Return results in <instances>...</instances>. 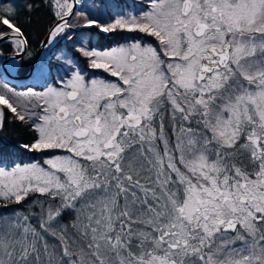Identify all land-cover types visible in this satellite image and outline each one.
<instances>
[{"label": "snow or ice", "instance_id": "snow-or-ice-1", "mask_svg": "<svg viewBox=\"0 0 264 264\" xmlns=\"http://www.w3.org/2000/svg\"><path fill=\"white\" fill-rule=\"evenodd\" d=\"M97 6L0 0L14 65L42 8L43 48L74 43L42 88L0 76V264H264V0Z\"/></svg>", "mask_w": 264, "mask_h": 264}, {"label": "trees", "instance_id": "trees-1", "mask_svg": "<svg viewBox=\"0 0 264 264\" xmlns=\"http://www.w3.org/2000/svg\"><path fill=\"white\" fill-rule=\"evenodd\" d=\"M96 3L99 5L101 0H82L83 7L80 10H83L86 13H91L93 16L99 19L107 20V15H101V9L99 6L93 7V3ZM103 3L107 4L108 7L105 9V12H114L116 10V5L119 4V8L122 11H127L131 8H139L142 4L145 3V0H103ZM79 10V11H80ZM52 17L48 13L47 9L42 8L39 12L35 13L32 18L31 22H26L22 20V23L24 24V30L27 34V37L30 41L29 51L31 52L30 57H24L20 61V65H23V70L21 71L20 68L17 70V75L19 77H25L29 74V72L32 69V66L36 60V54L38 50L40 49L43 41L47 37V29L52 24ZM75 22V21H74ZM82 23V20L80 21ZM74 34V39H80V37L76 36L77 33L80 32H87L92 34L91 43L93 46H101L106 48L110 44H114V41L104 38L101 39L100 37L104 34H96L95 29H79L74 28L71 30ZM132 35H140L143 36V34H132ZM74 43L71 40H64L59 39L58 44L53 46L51 49L50 56H53L52 62L55 63L54 55H60L63 52L67 51L68 49L73 48ZM13 55L12 51L9 49V47L6 44H3L0 46V65L2 64L5 57ZM19 65V66H20ZM86 75H106L102 72H92L91 70L86 73ZM0 76H2V72L0 70ZM10 87H14L17 91L24 90L27 86H33L37 89L42 88L43 86L41 83L31 80L30 84L24 85V86H17L9 84ZM4 140L7 142V144L12 145L15 142H27L31 141L32 137L30 134H26L23 131H20L19 129L15 128L12 124L8 123L5 126V131L3 134ZM46 153H27L25 152L22 156L17 155L13 153L11 156L7 157L5 160V166H8L11 161H15L16 163H28L33 160L34 157H40L44 156Z\"/></svg>", "mask_w": 264, "mask_h": 264}, {"label": "water", "instance_id": "water-1", "mask_svg": "<svg viewBox=\"0 0 264 264\" xmlns=\"http://www.w3.org/2000/svg\"><path fill=\"white\" fill-rule=\"evenodd\" d=\"M80 2L81 0H74L75 3V11H78L80 9ZM47 38V37H46ZM45 38V39H46ZM44 42V41H43ZM3 45L2 42H0V46ZM43 45V43H42ZM41 45L40 49L38 50L37 54H36V60L32 66L31 71L29 72V74L25 77H19L17 75H11L10 73L5 74V69H6V63L8 62L9 58H13V56L6 58L2 64L0 65V68L2 70V78L4 80L7 81V83L12 84V85H17V86H24V85H28L30 84L31 80L33 79V76L35 75V73L38 71L39 69V65H40V60L43 56L44 53V49L43 46ZM16 60L18 61V63L20 64L21 59L20 58H16ZM19 67V66H18Z\"/></svg>", "mask_w": 264, "mask_h": 264}, {"label": "bare ground", "instance_id": "bare-ground-1", "mask_svg": "<svg viewBox=\"0 0 264 264\" xmlns=\"http://www.w3.org/2000/svg\"><path fill=\"white\" fill-rule=\"evenodd\" d=\"M44 54V53H43ZM11 56H13V55H9V56H7V57H5V59L6 58H9V57H11ZM43 57V56H42ZM4 59V60H5ZM3 60V61H4ZM12 60H13V58H9V60H8V62L6 63V69H7V71H8V73H10L11 75H16V68H17V66H18V61H17V64H13L12 63ZM39 72V71H38ZM34 77V79H35V81H37V82H43V80H41L39 77H38V73H36L35 74V76H33Z\"/></svg>", "mask_w": 264, "mask_h": 264}, {"label": "rangeland", "instance_id": "rangeland-1", "mask_svg": "<svg viewBox=\"0 0 264 264\" xmlns=\"http://www.w3.org/2000/svg\"><path fill=\"white\" fill-rule=\"evenodd\" d=\"M82 5H83V3H82V0H81V2H80V9H82V7H83ZM80 9H79V10H80ZM79 10H78V11H79ZM52 48H53V47H52ZM52 48H51V49H52ZM50 53H51V50L44 49L43 57H42L41 60H40V66H41L42 63L46 62V59H47V57L50 56ZM19 65H20V64L18 63V66H19ZM18 66H17V68H16V75H17V70H18V68H19ZM39 68H40V67H39ZM0 70H1V68H0ZM1 72H2V70H1ZM17 76H18V75H17ZM43 83H44V82L41 83L42 86H43Z\"/></svg>", "mask_w": 264, "mask_h": 264}]
</instances>
